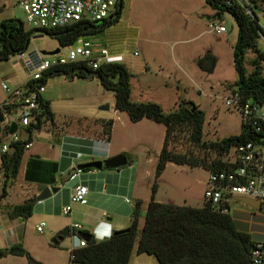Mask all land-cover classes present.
<instances>
[{
    "label": "rangeland",
    "instance_id": "374dc122",
    "mask_svg": "<svg viewBox=\"0 0 264 264\" xmlns=\"http://www.w3.org/2000/svg\"><path fill=\"white\" fill-rule=\"evenodd\" d=\"M19 1L2 0L0 23L6 19H19L24 23L26 30H34L28 24L27 15ZM252 7L264 25V7L261 5ZM216 15V11L206 3V0H125V9L119 24L104 34L85 39L96 44L104 43L114 53L123 54L126 63L138 75L132 80L134 103H140L141 96L144 99L152 97L159 99L160 94L165 92V84L174 89L178 84L181 87L178 104L168 101L163 102V106L159 105L166 113H170L177 109L182 101L193 102L206 113L205 139L217 141L240 134L243 118L239 112L231 110L226 105L228 90L238 80L234 64L238 26L229 13H224L221 19L216 18ZM214 25H224L226 32L218 33L212 27ZM55 51H59L56 54L64 52V48L57 40L42 33H35L26 55L40 52L45 59H52L55 54L49 53ZM208 51L218 59L214 72L210 74L202 71L197 63ZM175 55L179 64L174 61ZM248 57L251 59L253 54H249ZM146 63L151 74L144 77L139 74V67ZM160 65H165L168 70L160 71ZM246 67L251 72L250 64ZM29 79L26 64L19 56L12 57L8 62L0 60V105L16 100L12 94L16 90L24 91ZM144 82L152 84L151 91H142L141 86ZM3 85H7L10 91L5 90ZM45 90L42 98L46 97L52 103L55 121L53 123L44 118L42 129L33 132L34 146L26 151L20 174L14 182L6 184L0 154V208L6 210L29 199L27 191L32 189V184L26 182L24 177L26 161L31 153H39L46 159H54L61 155L57 132L62 133L61 136L64 131L70 133L69 136L81 134L94 139L103 137V125L100 123L103 117L108 120L116 119L111 136L112 155L115 157L127 153L129 158L140 165L144 175L147 171L153 172L154 177L145 179L142 186L144 195L152 193L159 153L166 136V128L163 125L149 119L133 123L127 113L122 115L114 113L115 93L105 91L97 79L77 76L69 79L66 75H57L48 79ZM106 106H109V109L103 110L102 108ZM23 137L27 138L28 135ZM61 140L63 143L64 140ZM170 149L182 154L191 152L196 156L204 155L199 147L183 140H171ZM85 160L87 158L79 161ZM69 171L60 169L58 173L59 178L68 180L64 186L73 180L69 176ZM208 178L209 172L203 168L169 164L158 180L156 201L164 204L174 201L179 206L201 208L205 202V183ZM231 206L233 217H237L234 209H240L245 213L239 217L245 218L250 233L259 239L264 230L262 228L264 206L261 210H255L237 201H233ZM63 216L65 217L64 214ZM30 219L28 224L22 223L20 232L34 253L31 254L32 257L36 261L37 258L41 259L40 262L37 261L39 264H69V250L63 248L65 245L48 247L44 236L36 230L38 217L32 216ZM138 258H140L138 254L134 253L130 264H134ZM141 258L145 261H141L140 264H159L153 256L145 254ZM14 260L9 259L7 262L23 264L19 259Z\"/></svg>",
    "mask_w": 264,
    "mask_h": 264
},
{
    "label": "trees",
    "instance_id": "16d2710c",
    "mask_svg": "<svg viewBox=\"0 0 264 264\" xmlns=\"http://www.w3.org/2000/svg\"><path fill=\"white\" fill-rule=\"evenodd\" d=\"M206 3L219 15L218 19H221L224 13H229L238 26L239 35L234 46V64L238 80L231 89H237L245 100L264 105V51L260 44L261 37L264 36L263 24L256 12L249 14L247 7L238 0H206ZM251 3L255 7L259 5L264 7V0H251ZM124 9L125 0H122L115 16L110 20L82 21L64 28L44 30H26L21 20L6 19L0 23V60L8 62L12 57L27 53L35 33H42L57 40L62 48L73 46L81 38L104 34L119 24ZM249 54H253L251 59L248 57ZM217 62V57L208 51L197 63L202 71L210 74L214 72ZM247 64L252 67L251 72L247 69ZM72 72L74 76L84 79H93L91 74H98L104 90L115 93L117 111L127 113L133 123L149 119L163 125L166 128V136L159 155L152 196L144 216L143 227H141L142 202L137 201L129 228L115 232L110 238L101 241L92 236L90 241L86 240L85 247L76 249L70 255L69 264H130L134 253L153 256L159 264H254L251 254L256 242L252 235L237 229L230 214L231 204L213 206L205 201L203 207L194 208L159 203L156 201V195L158 180L168 164L203 168L209 173L226 169L228 165L223 158L232 148L261 136L255 127L243 121L240 134L208 141L205 139L206 113L193 102L182 101L179 107L170 113H166L157 103H134L132 101L134 76L123 63L105 64L97 70L82 62L68 64L45 73L39 84L45 86L51 77ZM32 86L33 82L29 80L24 88L29 89ZM40 103L41 114L38 115L36 123L27 129L28 137L12 144L8 153L1 154L6 184L17 180L28 150L26 146L33 142L32 133L42 129L44 118L53 123L55 121L50 103L42 97ZM4 104L0 105V115H3ZM112 127L113 121L103 123L102 135L107 142H110ZM17 130L16 125L9 127L0 123L2 139ZM171 140L186 141L192 146L199 147L204 155L196 156L191 152L182 154L171 150ZM128 159L130 160L129 157ZM92 170L94 169L82 172ZM59 171L58 162L30 156L24 179L28 183L44 188H54L59 185L57 178ZM37 202L36 196L31 197L23 204L11 206L5 211L9 219H18L25 223L33 216ZM0 254L4 257H25L30 264H39L24 247L23 241L0 250Z\"/></svg>",
    "mask_w": 264,
    "mask_h": 264
},
{
    "label": "built area",
    "instance_id": "2783aa9c",
    "mask_svg": "<svg viewBox=\"0 0 264 264\" xmlns=\"http://www.w3.org/2000/svg\"><path fill=\"white\" fill-rule=\"evenodd\" d=\"M122 0H20L28 24L32 29L44 30L51 28H64L82 21L102 22L110 20L115 16ZM247 7L249 14L253 13L251 0H238ZM218 33H224V25L212 26ZM264 29V25H262ZM264 51V36L260 41ZM24 61L30 74V81L33 86L24 91L16 90L12 96L16 100L5 102L3 111L5 126L18 127V130L3 137L0 142L1 154L9 152L14 143L25 139L28 135L27 129L31 124L36 123L38 115L41 114L40 99L45 92V86L39 82L48 71L68 64L82 62L93 70L105 64L122 63L123 56L113 55L110 51L95 44L94 42L81 38L71 47L64 48V52L55 54L52 59H45L40 52L19 56ZM3 88L10 91L7 85ZM226 105L231 110L239 112L243 121L251 123L260 137L253 141L242 143L234 147L225 155L224 162L228 165L226 169L209 173L205 183L204 199L213 206L223 203L231 204L237 198H246L259 201L264 206V105L255 104L253 101L245 100L237 89H230L226 98ZM33 136V133H32ZM101 144V142H99ZM109 145V142H102ZM34 141L26 148L31 149ZM81 153L76 159L82 158ZM82 173L78 166H72L71 178L76 179ZM89 189L84 185H77L71 194V205L63 209V214L69 216L72 213L74 204L86 205L88 203ZM262 206V207H263ZM227 212V211H226ZM46 227L41 222L36 230L43 234ZM81 224H73L71 233L82 231ZM110 238V237H109ZM87 245L86 240H80L79 244L70 250V255L79 248ZM251 258L254 264H264V242H256Z\"/></svg>",
    "mask_w": 264,
    "mask_h": 264
},
{
    "label": "crops",
    "instance_id": "0c3cea01",
    "mask_svg": "<svg viewBox=\"0 0 264 264\" xmlns=\"http://www.w3.org/2000/svg\"><path fill=\"white\" fill-rule=\"evenodd\" d=\"M1 7H2V0H1ZM3 7L6 8L5 5H3ZM215 17L219 18L218 14ZM98 45L107 48L110 51V53L113 55L123 56V54L121 53H114L104 43H99ZM174 57H175L174 59L175 63H178L179 61L176 55ZM123 58L124 61L122 63L128 67V69L131 71V73L134 76L133 79H135L138 75L135 74L134 71H132L130 65L126 63V58L124 56ZM159 70L167 71L168 68L165 65H160ZM139 74L144 77L150 76L151 71L149 70V66L147 63L139 67ZM29 80L26 82V84L29 82ZM177 83H179L178 80ZM150 85L152 84L148 82H144V84L141 86V88H143L142 91H146V92L151 91L152 86ZM164 87H165V92L160 94L159 99L153 97L149 99H144L143 96H141L142 99L140 103L156 102L157 104L163 106V102L169 101L170 103L177 105L178 102L180 101L181 87L178 84L176 85L175 89L170 88L169 84H165ZM132 96H133V92H132ZM44 100L48 101L52 107V103L46 97L44 98ZM114 113L121 115L123 114L116 110V106H114ZM101 120L102 121L100 123H102V125L105 122L113 121V127H112V132H113L114 127L116 126V119L108 120L103 117ZM56 134L59 135L57 136L58 137L57 141L60 143L61 155H57V157L54 159H46L42 157L39 153H31L29 157L39 156L41 157V159L44 160L58 162L60 169L70 170L69 171L70 178L72 174V166L79 167L82 164H87L93 161H105L107 159L114 157V155H112L111 152V145H112L111 139L109 145L105 146L102 144V142L107 140L104 139L103 137L94 139V138H88L86 136H82L81 134H75V135L71 134L73 136H69L70 133L64 131H63V136H61L62 133L60 132H57ZM2 136L3 135L1 134L0 141L2 139ZM61 139L64 140L63 143ZM99 142H101V144H99ZM52 148L55 149L54 146H52ZM78 153H81L83 155L82 158H87V160L80 162L79 160H81L82 158L76 159ZM124 154L127 155V153ZM26 165H27V161H26ZM148 177L149 178L154 177L153 172L147 171L146 174L144 175V173H142L140 165L136 164L134 159L131 158L129 160V164L126 167H123L118 170L117 169L108 170L104 168L102 170L94 169L92 171L83 172L81 175H79V177L69 182L67 186H64V184L68 180L64 178H59L57 175L59 181V185H58L59 192L52 194V196L45 201L37 202L33 215L34 217L36 216L39 219V223L37 224V226L41 222L46 223L44 233L41 235L44 236V240L48 245V247H51V245H53V240L57 238V236H59L63 230H65L66 228H71L73 224H77V223L83 226V230L74 233L72 232L70 237H66L58 245L60 247L65 245L63 248L69 250V255H70V250L74 246L78 245L80 240H83L80 237L81 233L90 234L96 240L101 241L111 237L115 232L129 228L131 226L132 217L137 201L142 202L143 217L141 218V227H143L144 216L152 196V193L150 195H148L147 193L144 195L142 188L145 179H149ZM80 184L86 186L89 189V194L87 198L88 203L86 205L74 204L72 206V213L69 216H67V218H65L66 216L65 217L63 216V209L71 205L72 190L77 185ZM31 187L32 189L27 191L28 195H30L28 198H31L32 195L38 197L45 189L44 187L37 184H32ZM46 188H52V187H46ZM157 202L161 203L160 201ZM171 202L176 205L174 201ZM234 210L237 217H233L232 215L231 216L236 224L237 229L241 232L252 235L249 231V226L246 223L245 218L239 217V216H244L245 213L240 209H234ZM231 213H232V206L230 210V214ZM254 216L256 217V215ZM30 220L31 219H29L25 223L28 224ZM22 223L24 222L18 219L16 220L9 219L6 211L0 208V250L7 249L12 245L19 243L20 241H23L24 247L29 252H31V254L34 255L33 251L28 246L25 237L23 238V236H21L22 233L20 231L22 229V225H23ZM262 228L264 229V223L262 224ZM259 236H260L259 239H256L253 236L252 237L255 242H264V230ZM138 257L140 258H138V260L134 264H140L141 261L142 262L145 261L144 258H141L142 255H138ZM9 259H12V261H15L14 259H19L23 264H30L29 261H27V259L14 257V256H6V257L2 256L0 258V263L5 262V264H10L11 262H7L9 261ZM37 261L40 262L41 259L37 258Z\"/></svg>",
    "mask_w": 264,
    "mask_h": 264
},
{
    "label": "water",
    "instance_id": "95a60500",
    "mask_svg": "<svg viewBox=\"0 0 264 264\" xmlns=\"http://www.w3.org/2000/svg\"><path fill=\"white\" fill-rule=\"evenodd\" d=\"M58 52L59 51H55V52L49 53V55H54ZM66 76L69 79L74 78L73 72L70 74H67ZM91 77L93 79L100 80L99 75L96 73L91 74ZM102 109L103 110L109 109V106L103 107ZM3 122H4V116L0 115V123H3ZM128 164H129V160H128L127 155L122 154V155H118V156H115L113 158L107 159L105 161H93V162H89L87 164H82L78 168L82 171L86 170V169H91V168L96 169V170H102L104 168H106L108 170H115V169L118 170V169H121L123 167H126ZM58 192H59L58 187L45 188L43 190V192L37 197V200H38V202L45 201V200L49 199L52 196V194L58 193ZM236 201L240 202L241 204H243L245 206L251 207L252 209H255V210H261L262 206H263L262 203L259 201L249 200L246 198H237ZM70 236H71V228H66L65 230H63L61 232V234L59 236H57V238H55L53 240V245H59L61 241H63L66 237H70ZM80 237L87 240V241H90L92 239V235H90V234H81ZM2 256L3 255L0 254V258Z\"/></svg>",
    "mask_w": 264,
    "mask_h": 264
}]
</instances>
